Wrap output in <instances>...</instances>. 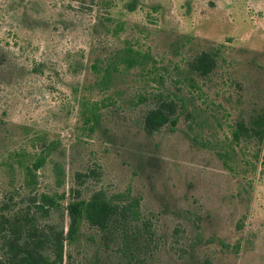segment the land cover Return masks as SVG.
Returning a JSON list of instances; mask_svg holds the SVG:
<instances>
[{
  "label": "rangeland",
  "instance_id": "1",
  "mask_svg": "<svg viewBox=\"0 0 264 264\" xmlns=\"http://www.w3.org/2000/svg\"><path fill=\"white\" fill-rule=\"evenodd\" d=\"M127 47L145 64L119 63ZM202 51L207 77L188 69ZM156 94L182 108L147 134ZM260 108L264 0H0V217L46 194L59 207L40 224L65 235L70 201L134 200L157 243L145 264H264V141L231 138ZM100 236L82 223L62 264H127Z\"/></svg>",
  "mask_w": 264,
  "mask_h": 264
},
{
  "label": "trees",
  "instance_id": "2",
  "mask_svg": "<svg viewBox=\"0 0 264 264\" xmlns=\"http://www.w3.org/2000/svg\"><path fill=\"white\" fill-rule=\"evenodd\" d=\"M133 7L134 2L129 9ZM116 57L126 68L145 64L142 60L145 56L129 47L117 52ZM215 57L216 54L212 51L197 53L189 61L188 69L198 77H207L216 67ZM105 74L107 77L109 71L105 70ZM154 99L155 107L143 117V128L147 134H152L167 124L173 128L178 121V109L182 108V104L178 106V99L169 94H156ZM231 138L235 143L246 141L261 146L264 141V108H260L248 120L237 121ZM36 147L35 158L23 167L25 186L32 190L37 184L36 173L47 163L54 146L51 142L43 141ZM261 160L264 163V152ZM53 171L59 183L62 176L59 163L53 164ZM52 207L56 210L59 206L54 204L52 197L41 194L28 198L27 206L18 209L13 216L0 217V264H62L65 242L76 240L82 223L100 234L103 242H117L120 258H124L127 264H145L157 246L155 233L151 230L150 223L141 218L134 200L113 202L95 194L85 201H70L65 207V235L63 227L59 229L55 224L46 222L44 225L40 224L41 219L49 217Z\"/></svg>",
  "mask_w": 264,
  "mask_h": 264
}]
</instances>
